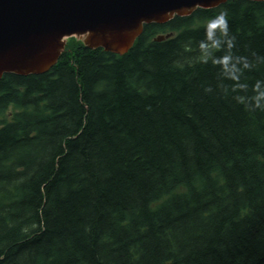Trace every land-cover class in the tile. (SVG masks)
Returning a JSON list of instances; mask_svg holds the SVG:
<instances>
[{"label": "trees", "instance_id": "obj_1", "mask_svg": "<svg viewBox=\"0 0 264 264\" xmlns=\"http://www.w3.org/2000/svg\"><path fill=\"white\" fill-rule=\"evenodd\" d=\"M0 264H264V2L4 75Z\"/></svg>", "mask_w": 264, "mask_h": 264}, {"label": "water", "instance_id": "obj_2", "mask_svg": "<svg viewBox=\"0 0 264 264\" xmlns=\"http://www.w3.org/2000/svg\"><path fill=\"white\" fill-rule=\"evenodd\" d=\"M229 1L0 0V79L6 74L48 73L71 38L91 50L123 56L146 25L166 24L175 17H188L199 9H215Z\"/></svg>", "mask_w": 264, "mask_h": 264}, {"label": "clouds", "instance_id": "obj_3", "mask_svg": "<svg viewBox=\"0 0 264 264\" xmlns=\"http://www.w3.org/2000/svg\"><path fill=\"white\" fill-rule=\"evenodd\" d=\"M220 28L222 33L227 31V20H226V14L221 13L218 17L215 19H212L209 21L208 28H207V33H216V29ZM257 107H261L257 105Z\"/></svg>", "mask_w": 264, "mask_h": 264}, {"label": "rangeland", "instance_id": "obj_4", "mask_svg": "<svg viewBox=\"0 0 264 264\" xmlns=\"http://www.w3.org/2000/svg\"><path fill=\"white\" fill-rule=\"evenodd\" d=\"M71 39H73V38H71ZM76 39V38H75ZM78 40V39H77ZM79 41V40H78ZM69 44V42H67V45Z\"/></svg>", "mask_w": 264, "mask_h": 264}]
</instances>
